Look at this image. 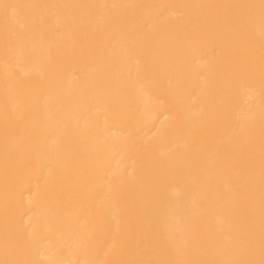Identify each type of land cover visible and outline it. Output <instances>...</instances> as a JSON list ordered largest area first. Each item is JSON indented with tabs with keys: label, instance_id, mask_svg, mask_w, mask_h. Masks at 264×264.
I'll list each match as a JSON object with an SVG mask.
<instances>
[{
	"label": "rangeland",
	"instance_id": "1",
	"mask_svg": "<svg viewBox=\"0 0 264 264\" xmlns=\"http://www.w3.org/2000/svg\"><path fill=\"white\" fill-rule=\"evenodd\" d=\"M0 264H264V0H0Z\"/></svg>",
	"mask_w": 264,
	"mask_h": 264
},
{
	"label": "bare ground",
	"instance_id": "2",
	"mask_svg": "<svg viewBox=\"0 0 264 264\" xmlns=\"http://www.w3.org/2000/svg\"><path fill=\"white\" fill-rule=\"evenodd\" d=\"M244 229V228H243Z\"/></svg>",
	"mask_w": 264,
	"mask_h": 264
}]
</instances>
